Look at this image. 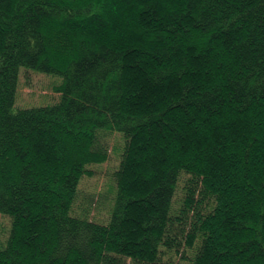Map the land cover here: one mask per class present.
<instances>
[{
    "label": "trees",
    "instance_id": "16d2710c",
    "mask_svg": "<svg viewBox=\"0 0 264 264\" xmlns=\"http://www.w3.org/2000/svg\"><path fill=\"white\" fill-rule=\"evenodd\" d=\"M22 71L57 99L16 106ZM0 216V264H264V0H0Z\"/></svg>",
    "mask_w": 264,
    "mask_h": 264
},
{
    "label": "rangeland",
    "instance_id": "374dc122",
    "mask_svg": "<svg viewBox=\"0 0 264 264\" xmlns=\"http://www.w3.org/2000/svg\"><path fill=\"white\" fill-rule=\"evenodd\" d=\"M58 81L57 78L51 76L22 71L19 78L16 106L27 108L41 106L47 102H50L47 104H52L58 97V94L52 92L53 86ZM104 144L107 148L108 159L100 165L91 166L89 169L92 175L82 177L78 185L77 199L73 205L74 214H85L91 220L98 222H104L107 219V210L112 194L110 188L114 181L112 175L119 165L121 159L119 150L124 143L120 135L111 134L104 138ZM9 228V219L0 216L1 241L6 238Z\"/></svg>",
    "mask_w": 264,
    "mask_h": 264
}]
</instances>
